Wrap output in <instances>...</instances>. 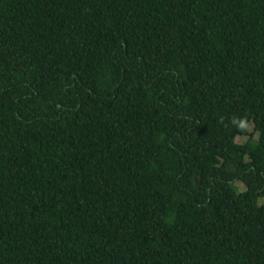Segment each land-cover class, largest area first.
<instances>
[{"label":"trees","instance_id":"obj_1","mask_svg":"<svg viewBox=\"0 0 264 264\" xmlns=\"http://www.w3.org/2000/svg\"><path fill=\"white\" fill-rule=\"evenodd\" d=\"M262 198L264 0H0V264H264Z\"/></svg>","mask_w":264,"mask_h":264},{"label":"rangeland","instance_id":"obj_2","mask_svg":"<svg viewBox=\"0 0 264 264\" xmlns=\"http://www.w3.org/2000/svg\"><path fill=\"white\" fill-rule=\"evenodd\" d=\"M247 131H248V133H252V131H253V125H252L251 123H249V124L247 125ZM252 134H253L254 138H256V135H257V134H254V133H252ZM247 138H248V134H247V135H244V136H239V137H237V138L235 139V141H236L237 143H243V142L246 141ZM234 185L236 186L237 191H243V190L245 189V186H244L242 183L235 182ZM263 201H264V198L259 199V203H261V202H263Z\"/></svg>","mask_w":264,"mask_h":264}]
</instances>
